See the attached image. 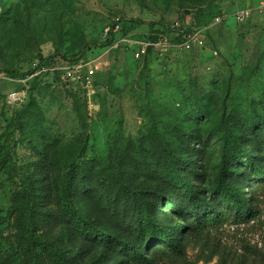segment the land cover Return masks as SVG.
I'll return each mask as SVG.
<instances>
[{
    "label": "rangeland",
    "instance_id": "1",
    "mask_svg": "<svg viewBox=\"0 0 264 264\" xmlns=\"http://www.w3.org/2000/svg\"><path fill=\"white\" fill-rule=\"evenodd\" d=\"M252 3L0 0L1 254L19 264L11 208L21 185L34 178L36 148L55 144L64 166L86 159L109 167L113 152L121 153L132 143L139 147L151 130L179 150L195 125L196 116L191 115L204 99L215 119L223 114L226 99L239 112L249 111L255 100L263 113L264 0ZM244 9L252 10V16L239 23L237 14ZM199 10L204 13L198 26L207 38L203 47L181 49L173 42L176 34L169 38L172 49L151 50L141 58L135 47L105 46L107 30L116 23L125 27L118 39L126 32L133 41H143L152 28L185 24L194 30L193 14ZM51 59L52 65L39 66ZM260 61L261 74L237 85L235 77ZM74 66L84 67L92 85L64 81V70H49ZM8 71L29 78L16 79ZM14 92L22 100L11 105L8 98ZM210 142L206 151L216 159L221 145ZM258 203L256 222L226 223L203 239L190 240L184 264H264V192Z\"/></svg>",
    "mask_w": 264,
    "mask_h": 264
},
{
    "label": "trees",
    "instance_id": "2",
    "mask_svg": "<svg viewBox=\"0 0 264 264\" xmlns=\"http://www.w3.org/2000/svg\"><path fill=\"white\" fill-rule=\"evenodd\" d=\"M197 12L195 27L204 11ZM172 32L152 28L147 39L156 42ZM115 39L112 33L105 46ZM262 68V61L247 67L235 77L237 85L250 82ZM261 111L255 100L249 111L239 112L226 99L215 119L204 99L179 150L151 130L139 147L132 143L113 152L109 167L86 159L64 166L55 144L36 148L34 178L21 185L11 208L19 264H184L190 240L203 239L226 223L256 222L264 192ZM212 139L221 145L216 159L206 151ZM0 264L15 261L0 252Z\"/></svg>",
    "mask_w": 264,
    "mask_h": 264
},
{
    "label": "built area",
    "instance_id": "3",
    "mask_svg": "<svg viewBox=\"0 0 264 264\" xmlns=\"http://www.w3.org/2000/svg\"><path fill=\"white\" fill-rule=\"evenodd\" d=\"M252 16V10L244 9L237 14V20L239 23H245ZM222 21L221 17H217L215 19L216 23H220ZM115 28H110L106 33V40L112 34H116V39L114 44L112 45L113 49H117L121 46H125L128 48H136L137 58L145 57L150 50L152 51H168L173 48L171 41L169 40L172 34H176V39L182 38V42L177 43V47L184 49L186 51L193 50L194 47L199 46L203 47L206 43V37L204 35L203 29H198L194 27V30L186 27L185 24L176 25L172 30V34L170 36H160L158 41L152 42L147 39V37L143 41H133L130 36L117 38V34H121L122 32V23H116L114 25ZM173 40V42H174ZM176 43V42H174ZM38 66V65H37ZM51 72L64 70L62 79L67 82H74L80 84L92 85V76L85 72L83 66L77 67H66L64 69L59 67H54L49 69ZM26 82V81H22ZM9 104L16 105L18 102L22 100V95L18 92L12 93L9 98Z\"/></svg>",
    "mask_w": 264,
    "mask_h": 264
},
{
    "label": "crops",
    "instance_id": "4",
    "mask_svg": "<svg viewBox=\"0 0 264 264\" xmlns=\"http://www.w3.org/2000/svg\"><path fill=\"white\" fill-rule=\"evenodd\" d=\"M252 1H254L255 2V0H250V3H252ZM263 2V1H262ZM253 4V3H252ZM226 12V11H225Z\"/></svg>",
    "mask_w": 264,
    "mask_h": 264
}]
</instances>
